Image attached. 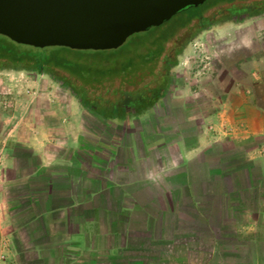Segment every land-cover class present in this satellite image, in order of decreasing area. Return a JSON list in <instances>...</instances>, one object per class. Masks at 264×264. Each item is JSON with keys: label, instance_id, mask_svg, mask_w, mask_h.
<instances>
[{"label": "crops", "instance_id": "obj_1", "mask_svg": "<svg viewBox=\"0 0 264 264\" xmlns=\"http://www.w3.org/2000/svg\"><path fill=\"white\" fill-rule=\"evenodd\" d=\"M259 67L253 90L243 81V100L219 112L216 133L209 124L218 112L158 107L165 96L118 118L127 119L122 137L90 140L81 106L52 105L55 96L41 91L5 129L0 250L18 264H264ZM231 151L240 153L224 160Z\"/></svg>", "mask_w": 264, "mask_h": 264}, {"label": "rangeland", "instance_id": "obj_2", "mask_svg": "<svg viewBox=\"0 0 264 264\" xmlns=\"http://www.w3.org/2000/svg\"><path fill=\"white\" fill-rule=\"evenodd\" d=\"M214 1L206 0L201 5L205 7L203 14L211 25L202 28V24H200L201 26L197 27L191 40L177 49L176 53L180 52V54L177 57V66L171 70L172 81L169 92L157 106H168L170 111L173 110L172 107H180L183 111L191 109L192 114L204 111L200 112L204 113L203 116L209 112H218L216 117L211 120V125L209 124L210 127H213L210 130L216 133L214 127L220 125L217 118L219 112H223L225 106L231 107V103H226L227 100L240 103L243 100V92L240 93L239 90L241 91L245 87L242 82L245 81V84L249 86L248 89L253 90L249 81L251 73L256 66L259 69L262 68L259 67V61L264 63V0L221 2L212 6ZM236 8L243 11L244 16L238 17V15L230 13V10ZM252 9L259 12L253 13L250 11ZM186 12L181 11L156 30V34L161 36H170L177 32L169 46V53L174 52L180 46L179 40L183 36V31L188 28H181L186 18ZM178 29L180 30L177 31ZM134 37H130L124 46L133 47L134 41H136ZM13 47L16 51L40 56L43 59L60 57L59 60L63 61L62 57L64 56L68 58L80 57L77 52L59 47L40 49L17 43H14ZM55 75L61 76L63 71L55 69ZM240 81L241 83H239ZM255 88L263 89L261 86H255ZM41 91L44 94L49 93L51 96H55L52 97L55 102L51 101L52 105L58 104L57 101L60 99L64 101L66 98L72 100L75 106H81L69 90L61 87L56 79L48 74H39L35 71L0 70V170L7 169L11 164L6 158V150L9 152L10 146L2 142L5 140L7 132L5 129L10 123V115L13 116L14 113H17L19 107L38 101L42 97L39 98V95H42ZM37 92L38 94H36ZM63 105L64 103H62ZM81 108L83 109L82 118L85 129L83 136L90 140L94 137L108 139L110 131L117 130H120L122 137L128 127L127 119L109 121L86 108ZM180 108L179 111H181ZM128 116L130 115L128 114ZM204 122L207 124L206 119L202 120V123ZM137 123L141 126L142 119L135 120L134 124ZM84 149L86 148L84 147ZM83 153L89 155L91 151L87 149ZM230 153L225 154L223 159L232 161L233 156L240 151H231ZM212 158V167H217L220 160L211 156ZM28 163L29 161L25 158L24 166ZM190 167L191 165H187V169ZM213 181L215 180L213 179ZM213 184L215 185V183Z\"/></svg>", "mask_w": 264, "mask_h": 264}, {"label": "trees", "instance_id": "obj_3", "mask_svg": "<svg viewBox=\"0 0 264 264\" xmlns=\"http://www.w3.org/2000/svg\"><path fill=\"white\" fill-rule=\"evenodd\" d=\"M236 1L245 0H215L211 5ZM204 8L190 7L183 10L187 12L181 28L188 27L195 19L202 22V28L211 25L204 17ZM250 11L256 14L259 12L253 9ZM230 13L244 16L243 11L237 8L230 10ZM153 29L134 35L136 41L133 47L123 45L109 51H80L59 47L80 55L78 58L64 56L63 61L59 60L60 57L43 59L16 51L13 47L15 42L0 35V70L48 74L61 87L69 90L81 107L105 120H116L128 114L141 115L169 92L171 70L177 66L180 54L168 52L177 32L161 36L156 34L159 27ZM55 69L62 70L63 75H55Z\"/></svg>", "mask_w": 264, "mask_h": 264}, {"label": "water", "instance_id": "obj_4", "mask_svg": "<svg viewBox=\"0 0 264 264\" xmlns=\"http://www.w3.org/2000/svg\"><path fill=\"white\" fill-rule=\"evenodd\" d=\"M206 0H0V35L35 48H121Z\"/></svg>", "mask_w": 264, "mask_h": 264}, {"label": "flooded vegetation", "instance_id": "obj_5", "mask_svg": "<svg viewBox=\"0 0 264 264\" xmlns=\"http://www.w3.org/2000/svg\"><path fill=\"white\" fill-rule=\"evenodd\" d=\"M200 24H202V22L198 19H195L191 22V25L188 26V28L183 31V34H182L183 36L179 40L180 46H178L179 48L177 47L175 49V51H174L175 53H176L177 49H180L181 45H183L186 42H189L191 40V38L193 37V34H194L195 30L197 29V27L201 26Z\"/></svg>", "mask_w": 264, "mask_h": 264}, {"label": "built area", "instance_id": "obj_6", "mask_svg": "<svg viewBox=\"0 0 264 264\" xmlns=\"http://www.w3.org/2000/svg\"><path fill=\"white\" fill-rule=\"evenodd\" d=\"M0 264H18L15 260L9 258L4 250H0Z\"/></svg>", "mask_w": 264, "mask_h": 264}]
</instances>
